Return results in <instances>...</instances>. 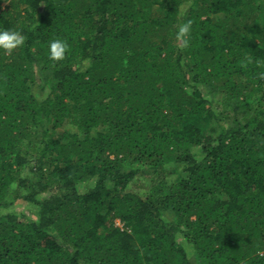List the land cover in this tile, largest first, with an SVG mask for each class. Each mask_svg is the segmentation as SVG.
I'll list each match as a JSON object with an SVG mask.
<instances>
[{"label":"trees","instance_id":"obj_1","mask_svg":"<svg viewBox=\"0 0 264 264\" xmlns=\"http://www.w3.org/2000/svg\"><path fill=\"white\" fill-rule=\"evenodd\" d=\"M0 29V264H264V0H0Z\"/></svg>","mask_w":264,"mask_h":264},{"label":"clouds","instance_id":"obj_2","mask_svg":"<svg viewBox=\"0 0 264 264\" xmlns=\"http://www.w3.org/2000/svg\"><path fill=\"white\" fill-rule=\"evenodd\" d=\"M192 21L182 23L177 32V39L181 41L184 47L189 46L188 37L192 31ZM25 43V37L21 32L13 29H0V49L11 52L12 50L22 47ZM69 49V44L65 40H52L48 45L49 59L53 61L63 60Z\"/></svg>","mask_w":264,"mask_h":264},{"label":"rangeland","instance_id":"obj_3","mask_svg":"<svg viewBox=\"0 0 264 264\" xmlns=\"http://www.w3.org/2000/svg\"><path fill=\"white\" fill-rule=\"evenodd\" d=\"M5 4L7 3V2H4ZM134 185H136L135 183H133ZM140 184V183H139ZM134 191H137V188H135V186H133V188H132ZM16 206H15V208H14V211L15 212H26L27 214H29L30 212H28V211H25V209H27L26 208V206H25V204L23 203V202H18V203H16L15 204ZM116 222V226H118V227H120V228H123V225L118 221V220H116L115 221Z\"/></svg>","mask_w":264,"mask_h":264}]
</instances>
